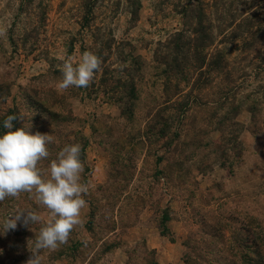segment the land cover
<instances>
[{"label": "rangeland", "instance_id": "rangeland-1", "mask_svg": "<svg viewBox=\"0 0 264 264\" xmlns=\"http://www.w3.org/2000/svg\"><path fill=\"white\" fill-rule=\"evenodd\" d=\"M134 1L0 0V135L8 115L23 117L13 130L50 134L42 169L79 143L89 187L81 224L66 244L43 250L41 264H263L264 0L205 1L208 54L221 51L227 69L202 76L162 62L177 32L191 36L192 20L180 14L190 1L140 0L132 22ZM85 51L103 53L102 70L90 87L60 90L63 60ZM123 64L134 97L115 83ZM18 209L41 223L3 231ZM48 219L34 193L0 202V264H26Z\"/></svg>", "mask_w": 264, "mask_h": 264}, {"label": "clouds", "instance_id": "clouds-1", "mask_svg": "<svg viewBox=\"0 0 264 264\" xmlns=\"http://www.w3.org/2000/svg\"><path fill=\"white\" fill-rule=\"evenodd\" d=\"M101 66V57L91 51L83 52L78 62L71 56L66 57L59 68L58 88L67 91L73 87H90ZM14 120H23V117L8 115L3 121L7 131L0 135V202L21 193H34L37 203L48 210L49 219L35 239L30 240L31 245L28 243L32 255L26 264H41V252L66 244L73 229L81 224V209L86 206L83 196L89 191L88 185L81 182L82 145L64 146L47 169H42L38 165L50 156L47 146L53 143L52 136L32 134L30 126L13 130ZM9 217L3 223V231L15 229L17 222L24 226L41 223L40 215L30 209H18Z\"/></svg>", "mask_w": 264, "mask_h": 264}, {"label": "trees", "instance_id": "trees-1", "mask_svg": "<svg viewBox=\"0 0 264 264\" xmlns=\"http://www.w3.org/2000/svg\"><path fill=\"white\" fill-rule=\"evenodd\" d=\"M140 0H135L133 4V7H131V11L129 12L131 16V21H137L139 18V11L141 8V3L139 2ZM190 3L183 7V11L180 13L183 17L184 20L189 17L192 20V29L190 30V35L187 37L186 31H180L175 34V36L168 41L166 44L167 49H172L173 50V55L170 58L171 54H168V56L164 57V62L165 67L167 69H173L174 71L176 70L177 73L181 72L184 66H188L190 68H193L196 70V72L200 73L199 75L202 76L204 75L203 69L205 67H209L210 69H216V70H221L222 72H225L227 69V60L225 55L219 51L217 54L214 56H210L208 54L210 48L213 46L214 42V33H213V25L212 22L208 18V14L205 10V6L207 4L205 3L206 0H189ZM195 3V4H193ZM253 23L250 25V30L253 29ZM258 28V27H257ZM186 40V41H185ZM110 47V46H109ZM108 47V48H109ZM188 50L192 57H189L186 59L185 56L180 55L183 50ZM102 52L98 53V56H102ZM131 59V62L134 64H137L139 62V57H136L134 55H131L129 57ZM264 59V56H263ZM187 60V63H186ZM126 62V61H124ZM124 70L122 71H117L116 73H120L119 78L116 79L115 83L116 85L120 84L122 81H125L128 83L132 90V96L134 97V91L136 90L135 87V79L131 76L129 73V68L125 67L126 65L123 64ZM176 68V69H175ZM175 71V72H176ZM111 72V71H110ZM114 72V71H113ZM171 74L169 71L168 77L170 78ZM182 79H186L185 75L182 74ZM198 79V78H197ZM106 84V81L103 80V84ZM108 83V82H107ZM111 92H119L118 89L115 87L112 88ZM117 102L123 104V101L121 100H116ZM125 108L123 107L122 112L126 113L131 111V107H133V100L129 99L126 100L125 103ZM168 222L167 217H165L164 222H163V229L162 232L163 234L167 233L169 231L166 223ZM264 264V263H263Z\"/></svg>", "mask_w": 264, "mask_h": 264}]
</instances>
